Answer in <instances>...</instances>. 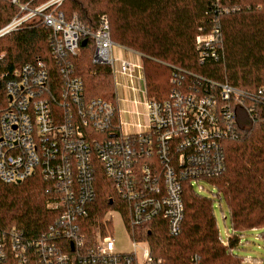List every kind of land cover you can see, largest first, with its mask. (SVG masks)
<instances>
[{"label": "built area", "instance_id": "1", "mask_svg": "<svg viewBox=\"0 0 264 264\" xmlns=\"http://www.w3.org/2000/svg\"><path fill=\"white\" fill-rule=\"evenodd\" d=\"M9 1L17 12L0 28V37L41 23L49 30L50 53L58 64L56 74L41 57L11 67L7 52L0 50V185L39 177L56 217L40 234L0 223V264H163L152 256L147 240L132 236L128 223L162 216L176 235L185 215V183L195 187L225 171L226 141L237 137L243 113L254 109L246 100L264 102V96L201 76L200 81L209 83L207 89L200 83L186 87L183 76L175 75L176 86L167 98L150 99L144 76L147 121L138 122L136 131H124L119 106L88 98L70 61L91 37L92 63L110 67L115 86L119 74L134 79L135 70L143 69V64L115 55L107 16L90 31L76 14L66 18L59 9L63 0L38 5ZM200 31V62L220 60L221 28L215 24ZM98 171L111 180L117 198L89 235L82 224L97 196ZM115 210L133 239L132 252L115 251L109 234L110 212Z\"/></svg>", "mask_w": 264, "mask_h": 264}, {"label": "trees", "instance_id": "2", "mask_svg": "<svg viewBox=\"0 0 264 264\" xmlns=\"http://www.w3.org/2000/svg\"><path fill=\"white\" fill-rule=\"evenodd\" d=\"M38 5L45 0H20ZM59 9L66 18L76 14L81 23L95 31L102 15L109 21L111 39L142 56L146 95L163 100L176 86L175 75L183 76L186 87L200 83L227 82L234 87L264 96V0H63ZM9 0H0V28L16 14ZM217 24L222 31L223 57L200 62L196 36L200 28ZM49 30L41 23L24 26L0 37V50L7 52L11 67L36 57L43 58L56 74L57 61L51 56ZM94 43L87 37L70 61L85 85L88 98L117 103L110 67L92 63ZM254 108L243 113L237 137L226 141V169L207 179L225 199L235 231L264 228V102L246 100ZM115 124H119L118 112ZM117 128V127H116ZM118 130V128H117ZM119 131V130H118ZM96 199L82 228L87 234L97 221L115 207L113 184L102 171L96 175ZM46 183L39 177L0 185V223L40 234L54 221L56 212L47 206ZM184 219L172 235L162 216L140 224H129L132 236L147 240L152 256L163 264H241L234 254L241 234L229 235L227 244L219 234L213 198L185 183ZM111 223V222H110ZM104 228V224L100 226Z\"/></svg>", "mask_w": 264, "mask_h": 264}, {"label": "rangeland", "instance_id": "3", "mask_svg": "<svg viewBox=\"0 0 264 264\" xmlns=\"http://www.w3.org/2000/svg\"><path fill=\"white\" fill-rule=\"evenodd\" d=\"M113 49L115 55L122 52L124 54H128L127 57L133 58L134 60L140 59V56L138 54L129 52L127 49H125V47L119 44L115 43ZM118 81L119 82L116 88V94L117 98L120 100V102H122L121 106L125 107L124 99L128 98L129 106L132 105L131 108H134L136 106L135 109H139L142 111L141 115H136L132 112L124 114L122 112L123 130L136 131L137 122L142 121L145 123L147 121V116L145 114L146 109L145 105L143 104V100H145L146 97L143 91H141L142 86L144 87V84H140V86L138 85V94L134 96V94L128 93L125 89H123V86L121 85L123 84L121 75H118ZM134 97L139 100V104H135L134 102H132V99ZM195 188L199 193L213 198L214 213L217 219L219 234L227 244L229 241V235L238 231H235L233 229V225L230 219V211L226 200L219 199V197L217 196V188L207 180H201L199 184L196 183ZM110 217L112 218V221L109 234L114 239L115 251L126 253L132 252L134 250L133 239L130 238L127 232L121 212L119 210L111 211ZM238 233L241 234V239L240 243L234 248V254L239 257V259L241 260V264H264V228L245 229L244 231ZM138 253L141 256V249H139Z\"/></svg>", "mask_w": 264, "mask_h": 264}, {"label": "crops", "instance_id": "4", "mask_svg": "<svg viewBox=\"0 0 264 264\" xmlns=\"http://www.w3.org/2000/svg\"><path fill=\"white\" fill-rule=\"evenodd\" d=\"M125 49H127V48H125ZM129 52H133V53H136V54H138L139 56H140V59H138V60H134L133 58H129V57H127V55L128 54H124V53H120V54H116V56L117 57H126V58H129L131 61H133L134 63H136L137 65H139V66H141L142 65V56H141V54L140 53H138V52H135V51H133V50H130V49H127ZM135 74H136V76H135V78L134 79H130L128 76H123V75H121V80H122V82H123V84H121L122 86H123V89H125L128 93H132V94H134V96L135 95H137L138 94V91H139V87H138V85L140 86V84L141 85H143L144 84V82H143V78H144V72H143V69H141L140 67L139 68H137L136 70H135ZM120 75V74H119ZM117 79V84H116V88H117V86H118V77L116 78ZM133 87H136L137 89H138V91L136 90V91H134L133 90ZM142 88H143V86H142ZM135 99H137L136 97H134L133 99H132V102H134V100ZM125 101H124V105H125V107H122L121 106V104H122V102H120V100L117 98V104H118V106H119V109H120V116H121V120H122V112L124 113V114H126V113H129V112H132L134 109H135V107L134 108H131L132 107V105H130L129 106V102H128V98H125L124 99ZM138 100V99H137ZM131 102V101H130ZM134 104V103H133ZM129 108H131V109H129ZM126 111H128V112H126ZM133 113V112H132ZM135 114V113H134ZM123 121V120H122ZM142 124H145L144 122H142V121H140ZM138 123V122H137Z\"/></svg>", "mask_w": 264, "mask_h": 264}, {"label": "water", "instance_id": "5", "mask_svg": "<svg viewBox=\"0 0 264 264\" xmlns=\"http://www.w3.org/2000/svg\"><path fill=\"white\" fill-rule=\"evenodd\" d=\"M85 43H86V40H83V41H82V44H85Z\"/></svg>", "mask_w": 264, "mask_h": 264}]
</instances>
